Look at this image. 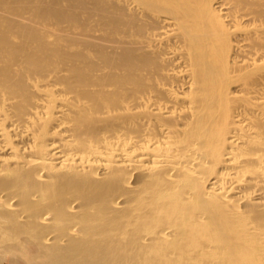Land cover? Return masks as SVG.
<instances>
[{"label":"bare ground","instance_id":"obj_1","mask_svg":"<svg viewBox=\"0 0 264 264\" xmlns=\"http://www.w3.org/2000/svg\"><path fill=\"white\" fill-rule=\"evenodd\" d=\"M0 264H264V0H0Z\"/></svg>","mask_w":264,"mask_h":264}]
</instances>
